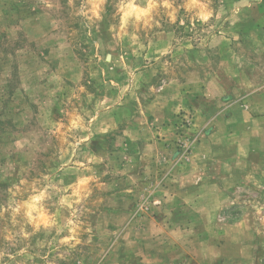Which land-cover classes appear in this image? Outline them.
Wrapping results in <instances>:
<instances>
[{
  "label": "rangeland",
  "instance_id": "rangeland-1",
  "mask_svg": "<svg viewBox=\"0 0 264 264\" xmlns=\"http://www.w3.org/2000/svg\"><path fill=\"white\" fill-rule=\"evenodd\" d=\"M0 264H264V0H0Z\"/></svg>",
  "mask_w": 264,
  "mask_h": 264
}]
</instances>
